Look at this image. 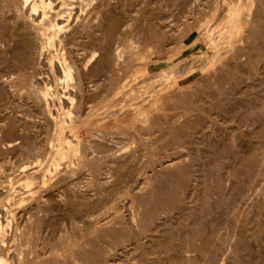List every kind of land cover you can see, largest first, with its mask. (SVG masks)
<instances>
[{"label":"rangeland","instance_id":"obj_1","mask_svg":"<svg viewBox=\"0 0 264 264\" xmlns=\"http://www.w3.org/2000/svg\"><path fill=\"white\" fill-rule=\"evenodd\" d=\"M86 1H87V3L89 2L88 3V7H90L93 4H95V0H86ZM100 1H102L103 3H106V2H109L110 0H108V1L107 0H104V1L100 0ZM111 1H113V0H111ZM115 1L116 0L113 1L114 3L111 2V4L112 5L115 4L116 3ZM255 1H252V3L250 4V9L249 10L252 9L251 10L252 12H249V10L247 11V9L245 10L246 13L243 15L242 24L240 22L241 21L240 20V17H241L240 15H241V4H242V1H240V0H145V1L144 0L143 1L142 0H140V1L139 0H126L121 5V7H119V6L116 7L117 5L116 6L114 5L115 8H117V9H115L113 6L110 7V8H112V9H110V11L112 10L111 13L115 14L116 16H117L116 12L118 11V9L119 10L121 9L117 13L122 15V16L119 15V18L124 20L123 21L124 23L130 19L128 21V23L126 22L125 24L127 25V27H129V29H131L130 30L131 32L129 31L130 33L127 34V37L125 36V38L122 40V42L120 41L119 43H117L118 41H116V40H115L116 42L113 41V46H112L113 48L117 46L118 50L120 51V54H119L118 58H120V55L122 57V59L120 58L121 60L119 59V62L117 61L119 63V64H117V66L121 65L123 63L121 66H124L125 69H123L124 67H121V66L120 67L122 69L119 68V66L117 67V70L119 71V72L117 71L118 75H116L117 78H116V88L115 89H116L117 93L113 97L110 96L111 98L110 97L107 98V100L104 101V103L102 102L101 106L99 104L97 106L98 108H96V111L94 112V115H93L92 118H90L88 120H83V119L79 118V120L77 121L78 128H77V132H76L75 135H76V137L78 139H80V145L77 144V146H76V144H74L75 142L73 141L71 143V146L73 147V148H70L71 150L67 149V147L65 145H66V141L67 140H71L72 139V137L70 136L72 134V132H70L69 129H65L64 131L60 130L59 125L62 122V120H61L62 117H60V116H62V114L59 111H53L55 127H54L53 130L49 131V128L47 129V127H46L47 125H45V124H48L47 121L44 120V122H42L43 119L41 120L39 118L40 120L38 121V123L39 122L40 123L38 124L36 122L38 120V117L37 118L35 117V119H34V116H32V115H29V116L25 115L24 116L23 113L20 112L21 108H19V106L20 107H22V106L20 105L19 99H15V100H13V98L11 99V97H10V95L8 93H6L7 96L3 95V94H5L4 93L5 90H6L5 92H7V91L11 90L12 88L10 89V88H8V86L4 85V87H2V88L5 89V90H3V91L0 90V91L3 92V94H2L3 98H2V95H1L2 92H0V96H1L0 97V101H2V102H0L1 103L0 104V110H1L0 111V117H1L0 118V122H1L0 123V147H2L4 144H6L8 142H11L10 140H12V142H15L16 138L18 137V134H17L16 131H11L10 132L9 129L7 128L8 127L7 125L9 123V121L11 122L13 117L14 118L16 117V119H14V120H17V118H21L23 116L26 118L25 121L29 125V128H28L26 134L27 135L29 134L28 135L29 139L33 138L32 140H35L37 142L42 141L43 144H44V141H46L45 145H44V148H42V164H43L42 165V169L39 171V173H36V177H37V179H36L37 182H36V185H35L36 187L33 185L35 187L33 189L34 193L35 194L39 193L38 195H41L39 197L37 195V197H36V195L33 194V195H35L36 198L40 199V197L42 198V196L46 197L49 194V192H50V189H48L47 186L46 187L44 186L46 184H43L42 181H40L41 180L40 172L45 167L48 168V165L51 166L52 168L53 167L56 168V166H55V164H56L58 167L55 169V172L59 168L58 170L61 173H63V172L66 173V174L69 173V176H71V178H70L68 176V174H67V176H68L67 177L68 178L67 182H68L69 187H70L71 190H74L76 192V190L78 189L77 190L78 194H83V195L85 194V197H87L89 199H91V198L95 199L96 197H98V194H97V190L98 189L97 188L98 187H102V186L106 187L107 185H106V183L104 181L105 184H102L100 182L101 185L98 184L99 185L98 186L97 185L98 182H96L94 180H96V178L97 179L99 178L100 180L102 179V181H103V176H105V174H101V172L105 173L104 170H106L108 167L116 169L117 165L115 166L114 162H112L113 163L112 164L113 167L111 165L109 166V164H111V160H112L111 158L113 156H114L113 158H116V159L118 158V160L120 159L121 162L124 161L122 159L123 158L125 159L126 156H127V158L129 157L128 159L126 158L127 161L131 160L132 163L131 162H129V163L127 162L128 164H131L129 166L124 161L125 165L124 164L123 165L126 166V169H128L127 171H129V172H127L125 167L124 166L122 167V165H121L122 168L120 166H118V168L119 167L120 168L119 169L117 168V172L116 173H118V176H119L120 174H122V172H124L125 175L123 173L119 177L121 179L123 177L122 180H124L125 178L127 180V179H130L129 177H131L130 176V172L132 170L133 171L135 170V172L132 171L131 174H134V176L136 178H138V180L136 179L137 183L132 181V182H130L129 185H131V184H133L132 186L136 185V186H134L135 187L134 189H136L134 191H138V194L142 193L144 196L149 191L150 193L148 192V194H146L148 197H147V199L144 202L145 203H150L151 201L153 202L155 200V198L156 199L157 198H161L162 197V193H163V197L162 198H165V195H167L166 197L169 196V194L166 193L165 190L163 191V189H162V193L160 192L158 194L160 185L164 184V179L165 178L167 179L169 174H170V171H166V173L168 172L167 174L166 173H162V176L159 177L158 176V174H159V172H158V163L160 161H165L166 159H169L170 157H179L182 154V156L179 157L180 161H181L179 164L183 165V168H180V170H183L182 172L180 171L182 178H180V180L178 178H174L172 180L173 185L177 186V187L179 186L178 188L181 190V196L183 195L182 199L184 198L183 201H185L184 202L185 204H188L190 202L189 204H192V206H195V205L196 206L197 205L201 206L202 202L208 203V206H205L206 209L208 208L207 209L208 211L205 212V214L207 213L206 214L207 217H205L206 218L205 220H203V221L201 220L200 225L202 224L203 227L206 226L207 229H208V226H212V229L213 230L215 229V232H217V233L214 232L215 236L218 235L222 239L225 237V239L223 241H221L222 239L218 240V238H217L218 236H217L215 238V240L217 239L218 241H220V243L216 242L214 239H212V242H214V243H212V242L211 243L213 244L214 247L211 244L210 245L211 248L210 249L208 248V252L207 253L210 254L211 250H213V249L216 250L217 247L220 246V245L223 246L226 250L229 247L228 250L225 251L224 248L220 247V248L217 249V251L213 250L214 256H215V252H216V255H217L216 257H214L213 254L211 253L212 255L211 254H210V256L206 255L204 257L205 259H203L202 256H201V258L203 259V261H202V259L197 258V257H200V255L198 256V254H197L198 252L196 250H194V246H197V243H198V246H199V244L201 243V240L199 241L197 238H195L194 241L191 240V241L194 242V243H192L189 240L190 239H194V238H192L191 234L187 235V233H188L187 230L190 229V227H187V226L188 225L189 226L190 225L193 226L192 225L193 222L191 224L192 220L188 217V215L185 214L183 211H178V213H177V210H174V212H175L174 213L173 211L168 212V211L158 210L157 208H155V210H153L154 211V213H153L154 215L152 217H150L152 219H150L148 217V219H150V221L148 220L150 223L147 222V218H146V220H144V221H146L145 222L146 226L147 225H151V227L150 226H148V228L145 227L144 231H145L146 235H148L150 233H148L147 230H150V232H151L150 235H153L152 238H154V240L152 238L148 237L149 236L148 235L147 236L148 238L146 240L147 243H146V241L144 240V239H146V236H144V235L142 236L141 235L140 236V242H142V241L144 242V243L142 242V244H144L143 245L144 247L141 246L142 247V249H141V247L139 245L138 247L141 249L140 251H139V249H137L138 247H136V249H135L131 245H129L130 247L127 245L126 246L127 249L125 247V249L127 250L128 253L126 252V250H120L119 247L116 249L117 251L115 250L116 247L115 248L111 247V248H109V250H110L109 253L110 254H108V252L105 253V254L104 253L102 254V253L97 251L98 254H101L102 256L99 255L100 256V258H99V256L97 254H94L92 256V258L89 259L90 257L86 256L84 250H86L87 248H92L93 246H90L91 244L92 245L93 244H98L99 245L100 242L97 240L95 234L93 232H91L92 228H91L90 225H87L85 223L83 224V221H78L79 223L77 222L78 224H77L76 227H73V228H67L66 227L67 228L66 229L67 231L65 230L66 232L63 230V232L67 233L66 235L69 237L68 238L69 241L67 240L68 242L66 240H63L64 241L63 242V241H60V239H56L58 237V236H56V234L60 236V234L62 233L61 231H57V232H59V234L58 233L52 234L54 236L52 239H51V236H49V234H48V236H49V238H48V236L44 235V234H47V233L41 232L42 234H40V235H42V236L39 237V239H41L40 240L41 242L39 241V239L38 240L36 239V243H38L37 244L38 248L35 247L36 250L34 251V253L31 252L32 255L31 254L28 255L29 257L31 256L30 257L31 259L34 258L28 264H37V263L38 264H69L68 262H65V259H68L69 256L72 255V254L75 255L74 256L75 260H76V258H77V260L80 259L79 262H81V263H79L77 260L75 261L74 258L72 257L73 258L72 260H74V262H76L77 264L78 263L79 264H84V263L85 264H89V263L90 264H92V263L93 264H97V262H99L98 264H141L142 262H144L145 264H183V263L184 264H188V263L189 264H195V262H191V261H195V259L193 257H195L196 260H200V261L204 262L203 264H209V263H211L213 261H214L213 264L216 263V262L218 264L219 262H221L223 260V258H224V260L222 261L223 264H231L230 260H228V259L230 258V256L232 257L231 259H233V257H235L234 252H236V254H237V252L239 253V255L241 257L240 258L241 259V264H264V223H263L264 219H262V218H264L263 217L264 216L263 215L264 214V207H263V204H264V200H263L264 199V193H261L260 192L261 190L258 191V192L255 190V189L259 190V186L260 185L263 186L262 184H264V181H263L264 180V170H263L264 169V134H263L264 130H262V127H261V124H260L262 121L264 122V118H263L264 117V112H263L264 111V109H263L264 108V76H263L264 74H260V73H263V71H264L263 70V68H264V64H263V62H264V52H263L264 43H263V40L264 39L261 38V37H259V38L257 37L258 35L260 36V33H261V32H258L260 30L259 28H261V29L264 28V22H263L264 21V17H263L264 10H263V13H261V14H263L261 19L257 20L258 21L257 23H259V25L258 26L255 25L256 28L259 27V28H257L258 31H254V33H257V32L259 33V34L257 33V35H256V34L253 33V31H251L252 30V21L250 22V20L252 19L251 16H254L257 12H259V10L262 11L263 8H261V4H260L259 0H257L256 2ZM253 3H254V5H253ZM255 3L258 6L257 8L259 10H256V8H254V7H256ZM129 6H131V8H129ZM126 8H127V10H126ZM136 8H138V10ZM140 8H141V11H140ZM123 10H125V11L123 12ZM254 10H256L255 13H254ZM127 12L131 13V15L130 14L127 15ZM251 13L253 15H251ZM123 16H125V17H123ZM137 16L140 17V18L139 17L137 18V21H139V20L141 21V19L143 21V23H142V21L141 22L139 21V25L141 23L140 27L142 25L146 24L144 27H142V30H141L142 34H140V36H136V35L133 34V32H134L133 28H135L138 25L137 24L138 22L135 21ZM121 19H120V22L122 21ZM125 19H127V20H125ZM148 21H149V23L150 22L151 23L149 24ZM144 22H145V24H144ZM124 23L121 22V26L120 27H122V28L125 27ZM246 23L251 26V27L249 26L250 29L247 30V31L250 32V33L248 32L249 34L246 32V27H247ZM236 24H238V26ZM131 26L133 28H131ZM147 27H148V29H147ZM209 28H210V30H209ZM152 29H153V35L151 36ZM154 31H155V33H154ZM64 33H63V31L62 32L61 31L57 32V31L51 29L49 23H45V25H41V26L38 25L36 27V36H39L41 41H44L43 38H45L46 36H53L54 37L53 45L51 47H49V49L47 51L48 61H51V59L54 61V58L56 60L60 58V55H61V44H59V41H61V39H67L68 38V36H64L65 35ZM159 33H160V35H158ZM252 33H253V35H252ZM242 34L251 36L250 41H247V39H246L247 36H243ZM263 34H261V36H264ZM145 35L146 36H151V37H149V38L146 37L145 38ZM254 35H255V38H254ZM60 36H63L65 38L60 37ZM152 37H153V39H152ZM143 39H145V40H143ZM156 40L158 41L157 43H156ZM251 41L256 43L258 46L256 44L254 45V43L251 44ZM57 43H58L59 47L57 46ZM160 43H162V44H160ZM115 44H118L121 47L118 46V45H115ZM150 45H151V47H150ZM251 45L252 46L254 45L253 46L254 49L251 50L252 52L247 50L248 46L252 47ZM134 49H137L136 53H135ZM237 49L240 52H238ZM241 51L242 52L244 51L242 53L243 55L240 54ZM248 51L250 52V54L251 53H253V54L250 55L248 53ZM137 52H140L141 54L139 53V55H138ZM235 52H238L239 54L237 53L238 55H235L236 54ZM258 52H259V54H258ZM128 53L131 54L130 57L132 58L131 59L132 62L129 60L130 58H128L129 57V55H127ZM245 53H247L246 55H248L250 57L249 59H248V56L245 55ZM255 53L257 54V57H258V59H256L257 61H255V65L257 64L256 66H258L257 68L259 69V71H258L257 68H256L257 70L256 69L251 70V68H254L255 66L254 65L252 66L253 62H251L250 59H251V57L253 58V55ZM140 55H142V56H140ZM233 55H235L236 57L237 56H239V57L235 59V57L233 58ZM240 55H241V58L243 60L244 59L246 60V61L244 60L245 62H243V60H239V59H241ZM135 57H136V59H135ZM245 57H247V58H245ZM257 57L254 56V58H257ZM118 58H117V60H118ZM123 58H125V60H123ZM137 58H140V59H137ZM230 58L235 60L236 64H234L233 60L230 59ZM261 58L263 60H259ZM134 59H135V62L133 61ZM247 59L249 61H247ZM56 60L53 62L54 66H57V64H55ZM136 60H138V61H136ZM229 60H231V61L229 62ZM254 60L255 59H252V61H254ZM226 61L228 63H232L234 65L231 67L232 64L229 65V64L226 63ZM40 62H41L42 67L39 64L40 65L39 69L43 70L44 67L46 66L45 65L46 62L44 60L43 61L41 60ZM42 62H44V63L42 64ZM250 62L252 64H250ZM145 63H147V64H145ZM261 64H262V66H261ZM176 65H178V67ZM225 65L228 66V68L231 70V72L235 71L236 67L237 68L239 67L240 72H238L239 70L236 68V70H238V71L237 72L235 71L234 78H232L230 81L229 80H225V81H227L226 83L223 80L222 81L224 83H220V80H216L217 84L221 85V86H218L217 84L213 83V81L214 82H216V81L214 80V77L212 76L213 75L212 71L214 72V70H216L215 72H217L218 68H221L222 66H225ZM247 65H249V67ZM244 67H246V69ZM213 68H214V70H212ZM161 69H165V70H161ZM226 69H227V67L225 66L224 72L227 74L228 72H226ZM261 69L263 71H261ZM171 70L172 71L174 70V72L176 71L178 74L177 73L173 74V72L170 73ZM210 70H212V71L209 72ZM230 70H229V72H230ZM250 70H251V72H250ZM121 71L122 72L124 71L125 75H124V73L121 74ZM145 71H146V73H145ZM161 71L162 72L164 71L165 75L167 73L168 74L165 76L164 73H162ZM166 71H168V72L166 73ZM207 72L210 73V74L208 75ZM215 72H214V74H215ZM160 73H161L162 76L160 75ZM120 74L123 75V78L125 76V78L122 79L121 78L122 76H120ZM170 74H171V76H170ZM236 74H239V77H243L241 80L245 79V82H244L245 84L242 83V81L240 80L238 75L236 76ZM250 74H252V76ZM259 74L261 75V77H263V80L261 79ZM147 75H148V78H147ZM168 75L171 78L169 82L167 80V79H169ZM249 75L251 76V78H250ZM257 75H259V78H258ZM255 77H256V80L254 82ZM196 78L197 79L201 78V79L197 80ZM252 78H254V79H252ZM120 79L124 80L123 82H125V84L123 82H119V81H122ZM259 79H261L262 81L258 82ZM162 80H163V83H162ZM166 80H167V82H166ZM196 81H198V82H196ZM234 81H235V84H234ZM237 81L238 82L240 81L239 83L242 84V85H240ZM1 82H2V78H0V83ZM236 83H237V85H236ZM246 83H248V84H246ZM122 84H124V85H122ZM160 84H161V87L163 86L162 84H164V86L161 88ZM213 84H214V86L216 85V87L218 88V89L216 88L217 90L216 89H214V90L212 89V88H214ZM210 85H211L212 88L209 87ZM246 85H247V87H246ZM136 86H137V88H136ZM202 86H204V87H202ZM205 86H207L209 88V90ZM222 86H224V87L226 86V87L223 88ZM242 86L244 88H242ZM102 87L105 88L104 84H103ZM220 88L224 89L223 92H222V89H220ZM179 89H181L182 92H180ZM238 89H241L240 92L244 91L243 93L241 92L242 97H241ZM210 90L212 92L213 91L215 92V91L219 90L220 94L216 93L217 94L216 95V94H214V92L212 93ZM178 91H179V94H178ZM185 93H188L189 95L187 94L188 95L187 96ZM176 94H177V96H176ZM185 95H186V97H185ZM233 95H235V96H233ZM223 96H226V97H223ZM232 96L234 97L233 100L236 101V103L238 102V105H236V103L233 100H231L233 98ZM187 97H189V98H187ZM198 97L200 98V101H198L199 100ZM240 97H241V99H237V98H240ZM1 98L2 99L5 98V99L2 100ZM226 98H230V99H226ZM192 99L193 100L198 99V100L197 101L195 100L196 103H195V101L193 103L191 101ZM207 99H208V101H207ZM224 99L226 101L227 100L228 101L226 102ZM5 100L8 103L5 102ZM187 100H189V101H187ZM244 100H246V101H244ZM15 101H16L18 107H17ZM204 101H205V103H204ZM224 101H225V103H224ZM239 101L240 102L242 101V103H239ZM183 102L184 103L187 102V103L184 104ZM2 103H4V104H2ZM229 103H231V104H229ZM189 104H190V106H189ZM29 105H32V103L30 101H28L27 106H29ZM137 105L138 106L140 105V109H139V107H136ZM186 105H188V106H186ZM223 106H225V107H223ZM227 106L229 108H231V110L233 112L229 108H226ZM245 106H247L249 108H247ZM9 107H11V110H10ZM234 107L236 109H234ZM224 108H225V112L228 111L227 113H225V112L222 113ZM203 109H206V111L203 110ZM250 109L251 110L253 109L254 112L257 113L258 116L261 114L260 115L261 118H259L254 112H251ZM139 110H141V111L138 112ZM247 111H250V112H247ZM258 111H259L260 114L258 113ZM10 112L12 113V116H11ZM15 112H17V113H15ZM136 112L138 113V115H136ZM178 112L180 114H178ZM5 113L6 114L8 113V114L6 115ZM200 113H201V116H203V118H200V120L202 119V121H199L198 124L195 123V124H197V125H195L196 129L193 130L194 132H192V134L190 135L191 136L189 138L190 141H188L189 139H188L187 136H186V138H181V137L177 138L178 136L175 133V131H172V129H170V127H169L168 123H170V121L174 122L175 118L177 117V115H178L177 119L179 121H182V119H184V117L187 114H188V117H192L193 118V115L195 117L196 116L201 117ZM243 113L246 116V118H244L245 116L243 115ZM197 114H199V115H197ZM183 115H184V117H183ZM251 115H252V118L250 120L247 119V118H250ZM253 115H255V117ZM262 115H263V117H262ZM8 116H10V118ZM150 117H151V119H150ZM241 117H242V119H241ZM256 117H257L258 120H261V122L260 121H256ZM158 118H160V119H158ZM5 120H6L7 124H6ZM160 120H161V122H160ZM178 120H176V122ZM208 120H209V122H213V123H209ZM254 120L256 121V123L257 122L258 123L257 124L252 123V122H255ZM132 122H134V123H132ZM16 123H18V122L16 121ZM43 123H45V124L43 125ZM199 123H200V126H199ZM30 124H31V126H30ZM214 124H216V125H214ZM253 124H255V125H253ZM201 125L204 126L205 129ZM37 126H38L39 130L37 129ZM199 127H201V128H199ZM5 128H6V130H5ZM163 128H166L168 131L166 129H164L165 131L162 130ZM257 128H258V130H257ZM253 129H255V130H253ZM30 131L32 132L33 135L31 134ZM92 131L96 132L98 134H101L100 131L106 132V135H105L106 137L105 138L107 140L108 139L111 140L110 138H112L115 141L112 142V141H107L106 140V143L103 146H99L100 147L99 151L95 150V148L98 149V146L97 147L95 146L93 149H87L86 145L89 144V143H91V145H92V143H95L94 141L96 140L95 138H92L93 139L92 140L91 138L89 139V137H88V134L90 132H92ZM210 131L212 133H210ZM49 132H51V133H49ZM207 133H209V134H207ZM31 135H32V137H31ZM118 135H120V136H118ZM174 135H176V136H174ZM208 135H210V136L208 137ZM98 136H97L98 139H100L101 138L100 135H98ZM130 136H131V138H129ZM158 136H159V138L160 137L161 138L159 139ZM116 138H117V140H116ZM233 140H234V142H233ZM17 141H18V139H17ZM1 142H3V143H1ZM179 143L180 144L183 143V145H179ZM215 143H218V144H215ZM230 143H232V145H235V146L232 147V145ZM252 143H254V144H252ZM93 145H95V144H93ZM255 145H257V146H255ZM103 147H105L107 149H105V148L103 149ZM248 147H250V148H248ZM260 147H262V148H260ZM59 148H60L61 152H65L66 151L64 156H61V157L59 156V154H61V152L59 150H57ZM84 148H86L87 150L84 149ZM65 149H67V150H65ZM213 149H214V151H213ZM217 149H218V151L223 149V150H221V151H223V153L221 151H219V154H218ZM232 149H233V151H232ZM80 151H81V153H80ZM89 151H90V153L92 152L91 153L92 156L89 155L90 154ZM104 151H105L106 155H108L107 159H105L106 155H105ZM113 151H114V153H113ZM15 152H17V151L15 150ZM15 152H14V150L5 151L4 153H5V155L8 158L6 156H2V154L4 155V153L0 154L1 155L0 159L6 158V160L5 159L4 160L3 159L0 160V163H4L5 164V163L9 162L7 165L5 164L6 166L9 165L8 167H10L11 163L12 164L14 163V165H12V164L11 165H12V167H15V170H16L15 174L17 176L13 179L14 184L11 187H8L9 189L7 188L4 191L5 195H11L14 199L17 198L16 196L19 197V196H22V195L26 194L25 186L23 184L24 175H23V173L21 171L18 170L19 168H16L17 167L16 165L19 162L21 163V161H23V159L24 160L27 159V161H29V159H30V157L28 155H24L23 154L24 156L23 155L17 156ZM82 152H84L85 154L82 153ZM107 152H111L113 156L110 158V155H109L110 153H107ZM229 152H230V154H229ZM94 153H96V154H94ZM99 153L102 154V155H98ZM129 154H131V155H129ZM217 154L218 155L221 154L220 155L221 159L217 158V156H218ZM76 155L79 156L80 158L81 157L82 158L81 159H79V157H75L74 158V156H76ZM84 155H86L87 157L84 156ZM229 155H231L232 157L229 156ZM20 156H22V158H20ZM90 156H91L92 160L90 159ZM97 156L99 158H97ZM103 156H104V158H103ZM222 156H223V159H222ZM252 156H254V158L255 157L256 158L254 159ZM70 157H71V159L74 158L75 160L74 159L71 160ZM121 157H123V158L121 159ZM166 157H168V158H166ZM235 157L238 158V159H236ZM239 157H240V159H239ZM76 158H77V160H76ZM102 159H104V160H102ZM196 159H198V160H196ZM226 159L228 160V162H227ZM9 160H11V161H9ZM213 160H215L214 162L217 161L218 163H214ZM27 161L25 160V162H27ZM51 161L52 162L54 161L55 164L52 163ZM78 161H81L82 164L80 162H78ZM98 161L100 162V164L98 163ZM207 161H209V162L207 163ZM32 162H33V160L30 159V163L27 162L29 165L27 163H25V164H27L28 167L30 168L33 165ZM58 162H60V163L58 164ZM252 162H254V163H252ZM261 162H263V164ZM75 163H76V165H75ZM79 163H80V165H79ZM90 163L95 164V165H92ZM97 163L99 164L100 167L97 166L98 165ZM101 163L103 164V166L106 167V169L102 166ZM107 163H108V166L105 165ZM184 164H186V166ZM208 164H210V166H208ZM215 164L219 168H217V166ZM254 164H255V166H254ZM257 164H258V166H257ZM222 165H223L224 168L222 167ZM63 166H64V168H63ZM71 166H72V168H71ZM84 166H85V168H83ZM86 166H88V167H86ZM226 166L229 167V168H227ZM51 167H49V168H51ZM90 167L92 168L91 170H90ZM128 167H131V168H128ZM233 167H235L236 169H234ZM237 167H238V169H237ZM87 168H88V170L86 171ZM103 168H104V170H103ZM121 169H123L124 171H122ZM184 169H185V171H184ZM222 169H224V170H222ZM242 169H243V171H242ZM118 170H119L120 173L118 172ZM208 170H209V172L207 173L206 171H208ZM234 170H236V171L240 170V171L237 173ZM70 171H72V172L70 173ZM156 171H157V176H156ZM229 171L230 172L234 171L237 174L233 173V175H234L233 176V175H231V173H229ZM60 172L58 174H57V172L54 173L50 177V180H52L51 178L54 179L56 176L61 174ZM89 172L92 173V175L90 174L92 177H94V175L96 176V177H94L95 179L92 178L94 183L92 182V180L90 178ZM152 172H153V175H152ZM128 173H129V175H128ZM182 173L184 175H182ZM83 174H84L85 177L83 176ZM137 174H138V177L136 176ZM203 174H205V175H203ZM240 174H242V175H240ZM243 174H244V176H243ZM100 175H103V176L101 177ZM126 175H127V177H126ZM147 175L150 178L149 181H148L149 182L148 185L145 184V182H143V181H145ZM150 175L152 176V178L150 177ZM226 175H228V177ZM139 176H140V178H139ZM209 176H211V177L209 178ZM232 176H233V178H231ZM82 177H83V179H82ZM183 177H184V179H183ZM218 177H219L220 181H222V188H223L222 189V193L234 192L236 194V196H235V194L232 193L234 195L231 196V199L233 197L231 202L233 203V201H234L233 208H230V209H228L226 211L223 210L224 208L223 209L221 208L222 210L219 209L220 212L217 210L218 208H214L215 207V203H217L218 202L217 200H219L218 199L219 197L217 196L218 195V189H216L217 188L216 187V185H217L216 183L219 180ZM234 177H236V178L234 179ZM240 177H242V178H240ZM243 177L247 181L244 180ZM162 178H164V179H162ZM262 178H263V180H262ZM158 179H161V180H158ZM175 179H176V181H174ZM216 179H218V180H216ZM126 180H124V181H126ZM185 180L186 181L189 180V181L184 182ZM230 180H232V181H230ZM235 180L240 182V184L238 182H237L238 183L237 184ZM160 182H163V183L161 184ZM91 184H93V185H91ZM94 184L97 187L94 186ZM155 184L156 185L158 184L157 186H159V187L156 188ZM231 184H232L233 187L236 186L234 190H233V187L231 186ZM255 184H256V186H255ZM257 185H259V186H257ZM253 186H254L255 189L253 188ZM94 187L96 189L95 193L94 192H90L91 195H93V197H92V196H90V193H88V192L91 191V190L94 191L95 190ZM236 188L241 190V193L243 194L241 197L238 194V192L236 193V191H237ZM13 189H14V191H13ZM57 189H59L58 192L56 191ZM154 189H157L158 192L154 191L153 192V197H151L152 196L151 193H152V191ZM230 189H231V192L229 191ZM243 190L245 191V193H243L244 192ZM15 191H16V193H15ZM37 191H39V192H37ZM246 191H247L248 195L246 194ZM11 192H12V194H11ZM53 192L54 193L56 192L57 195H60V196H62L64 198V195H62L61 189L59 187L56 188L55 190H53ZM263 192H264V190H263ZM58 193H60V194H58ZM154 193H155V195H158V196L155 197ZM123 196H122V201H124L125 203L121 202L119 204V205H121V204L122 205L119 206L121 208L120 209L118 208L117 213L120 216L121 221L125 222V220L127 219L128 221H126V222L128 223L130 218H127V217H130V216H128L127 214L131 213V208H129V209L127 208L130 205L129 203H127V202H129V199H128L129 196H126L125 199H124L125 196L124 197ZM45 197H43V198H45ZM149 197H151L154 200L149 199ZM236 197H237V199H236ZM215 199H217V200H215ZM147 200H149V201H147ZM235 200H236V202H235ZM237 200H238V202H237ZM25 202L29 203V200H25ZM123 203H124V206H123ZM126 203H127V205H126ZM147 205L148 204H146V206ZM146 206L142 205V208L146 207ZM102 209H104V208H102ZM102 209L99 210V211H104L105 212L106 211L105 209H107V208L105 206V209L104 210H102ZM19 210H21V209H19V208L16 209L17 212H19ZM109 210L107 209L106 212H108V213H106L107 215L106 214L104 215L107 218H109L108 215L111 216L110 215L111 214L110 213L111 210L110 211ZM129 210H130V212H129ZM91 211H93V210H91ZM195 211L196 210L194 209V211H192L191 213H193V212L195 213ZM222 211H223V213H222ZM38 212H40V211H36L35 212V214L37 213L36 216L38 214L40 215V213H41L42 216L41 215L40 216L43 218L44 216L42 214V211L40 213H38ZM104 212H102V214H101L102 216H103ZM181 212H183L184 215H183V213L181 215ZM194 213L192 215H194ZM39 215L37 217H39ZM195 215L197 216V214H195ZM36 216H34L35 219H36ZM177 216H179V217H177ZM34 217H32V220H33ZM41 217H40V219H41ZM180 217L181 218L183 217L182 218L183 220H184V218H186L187 220L189 219L191 221L189 223V221L187 222V220H184V221L182 220V222H181L182 225L179 226L180 224H178L177 222H178V218H179V221H181ZM203 218H204V216H203ZM208 218H209V220H208ZM154 219H156V220L154 221ZM192 219H193V217H192ZM137 221L139 222V220H137ZM207 221L208 222L211 221V222H209V224H211V225H209ZM80 222H81L82 227L80 226ZM214 222H215V224H214ZM175 223H177V224H175ZM133 224L131 223L130 227L134 231L135 230L134 227L137 228L138 226L135 225L136 223H133ZM159 224H160V226L162 224L163 225L161 227H159ZM86 225L88 227L89 226L90 227L86 229V227H87ZM174 226L176 228L180 227V230L178 231L177 229H175ZM217 226H218V228H217ZM162 227H165L164 228V232L165 233L168 231V234H169V232H171V230H173L174 233H172L173 232L172 231L171 232L172 234H169V235H172L170 237V244L167 246V248L168 247L169 248L172 247L170 249V251H169V248L168 249L166 248L168 251L166 249H162L161 252H164L165 250L167 252L165 251L164 253H159L160 250H156L157 249V247H156L157 242L162 241L164 239V237L165 238L168 237V234L167 233L165 234L163 232V228ZM151 228H152V231H151ZM88 229H90V230H88ZM153 229L156 232V234L153 231ZM158 229H159V232H158ZM175 230H177V231H175ZM68 233L70 235H68ZM78 234H80V235H78ZM173 234H174V236H173ZM162 235H165V236H162ZM185 236L187 238H189L188 241L193 244L192 245L193 246V250L191 248L192 247L191 244L190 243L187 244V242L185 241ZM42 237H43L44 240H42ZM79 237H82L83 240L81 241L82 238L80 239ZM47 238L49 240L46 242ZM65 238H66V236H65ZM73 238H74V240H73ZM157 238H158V241L156 242ZM79 239H80L81 242H78ZM85 239H86L87 242H84ZM90 240H91V242H90ZM45 243H47V244H45ZM76 243H78V244L80 243V244L78 245ZM82 243H85L84 245H86V243H88V245L85 246L86 249H84V245ZM152 243H153L154 247L151 245ZM154 243H156V244L154 245ZM223 243L225 244V246H224ZM74 244H75V246H73ZM146 244H148L147 247H146ZM181 244H183V245H181ZM214 244H217V247ZM25 245H26V247H25ZM23 246H24L23 247L24 250H28L30 248L29 247V243H26V242H25V244ZM44 246H46V247H44ZM230 246H232L233 248L231 249ZM48 247H49V249H48ZM76 247L77 248L80 247V249L79 248L77 249ZM132 248H134V249L132 250ZM152 248H154V249H152ZM181 248H183V249H181ZM76 250H77V254H78L79 257L77 256V254H75ZM114 250L116 251V254H115ZM155 250L157 251L158 257H157V254H156ZM79 251H81V252H79ZM171 251L173 253H171ZM223 251H225V253H226V255L224 253L225 257H223L224 256L223 253H222ZM229 251H230V253H229ZM231 251H233V252H231ZM36 252H38V254H40L41 256L37 255ZM48 252H49V254H48ZM67 252H68L69 255L67 254ZM141 252L143 254V258H141V256H142L140 254ZM147 252H148L149 255H147ZM80 253H81V255H80ZM220 253H222V254H220ZM42 254L43 255L45 254V255L42 256ZM106 254H108V256L113 254L112 257L113 256L115 257V255H116V257L115 258L113 257L114 259H112V257L109 258ZM228 254L229 255L232 254V255L229 256ZM105 255H106V257H104ZM144 255H146V256H144ZM164 255H165V257L167 259L164 257ZM179 255H180V257H178ZM220 255H223V256H220ZM239 255L237 254L236 257H238ZM82 256H83L84 259L87 258L88 260L87 259L83 260ZM85 256H86V258H85ZM187 256H189L190 258H193L194 260L193 259H189V261H190L189 262L188 259H186ZM96 257H98L99 260ZM101 257L106 262L108 260V262L104 263V261L101 259ZM107 257H108V259H107ZM145 257H147V258H145ZM208 257H209V259L207 260V262L208 261L209 262L207 263L205 260ZM210 257H211V259H210ZM139 258H140V260H139ZM215 258H217V259H215ZM225 258H227V259H225ZM81 259H82V261H81ZM109 259H111V260H109ZM143 259H144V261H143ZM213 259L218 260V261L215 262V260H213ZM52 260H54V261L52 262ZM62 260H64V262ZM101 260H102V262H101ZM179 260H181V261H179ZM87 261L88 262L90 261V262L88 263ZM226 261H227V263H226ZM39 262H42V263H39ZM198 262H196V263L198 264ZM144 263H142V264H144Z\"/></svg>","mask_w":264,"mask_h":264},{"label":"bare ground","instance_id":"obj_2","mask_svg":"<svg viewBox=\"0 0 264 264\" xmlns=\"http://www.w3.org/2000/svg\"><path fill=\"white\" fill-rule=\"evenodd\" d=\"M104 1V0H103ZM108 1V0H107ZM111 1V0H110ZM109 1V2H110ZM114 1V0H113ZM113 1H111V2H113ZM126 0H116L115 2V4H111V2L109 3V2H106V3H103L102 1H100V0H95V4H93L92 6H90V7H88V3H87V1L86 0H0V78H2V82L0 83V90H5V89H3L2 87H4V85H6V86H8V88H12L11 90H9V91H7V92H5L4 91V93L5 94H3V92L2 91H0V92H2L1 93V95L3 94V95H5V96H7L6 95V93H8L9 95H10V97H11V99L13 98V100H15V99H19V102H20V105L22 106V107H20L19 106V108H21V110H20V112L21 113H23V115L25 116V115H27V116H29V115H32V116H34V119H35V117L37 118L38 117V120L36 121L37 123H38V121L41 119H43V121L42 122H44V120L45 121H47L48 122V124H45V123H43V125L45 124V125H47L46 127H47V129L49 128V131L50 130H53L54 129V127H55V122H54V113H53V111H59L61 114H62V116H60V117H62V122L60 123V125H59V127H60V130L61 131H64L65 129H69V131L70 132H72V134L70 135L71 137H72V139L71 140H67L66 141V147H67V149H70V148H73L72 146H71V143L74 141L75 143L74 144H76V146H77V144L78 145H80V139H78L77 137H76V132H77V128H78V126H77V121L79 120V118H81V119H83V120H88V119H90V118H92L93 117V115H94V112L96 111V108H98L97 106L100 104V106H101V103L103 102L104 103V101H106L107 100V98H109L110 96L111 97H113L116 93H117V91H116V78H117V76L116 75H118L117 74V67L119 66V68H121V67H124V66H121V65H118L117 66V64H119L118 62H119V59L121 58L122 59V57H121V55H120V58H118V56H119V54H120V51L118 50V48H117V46L116 47H112L113 46V41H118L117 43H119L120 41L122 42V40L125 38V36L127 37V34H129L131 31V29H129V27H127V25L125 24L126 22L128 23V21L130 20H128V21H126L125 23L123 22L124 20H122L121 18H119V15L120 14H118L117 12L118 11H120L119 9H118V11L116 12V14H117V16L115 15V14H113V13H111L112 12V10L110 11V9H112V8H110V7H114L115 8V6L116 7H121V5L125 2ZM140 1V0H139ZM143 1V0H142ZM145 1V0H144ZM240 1H242V4H241V17H240V22H241V24H242V22H243V15L246 13L245 12V10L247 9V11L250 9V4L252 3V1H255V0H240ZM257 1V0H256ZM255 1V2H256ZM260 1V4H261V8H263L262 9V11L261 10H259L257 7V5H256V3H255V5H256V7H254V8H256V10H259V12H257L254 16H251V20H250V22L252 21V30L251 31H253V33H254V31H258V29L257 28H259V27H257L256 28V26H258L259 25V23H257L258 21L257 20H260L261 19V17H262V15L263 14H261V13H263V10H264V0H259ZM114 3V2H113ZM134 3V2H133ZM175 3V2H174ZM126 4V3H125ZM214 4V3H213ZM239 4V3H238ZM258 4V3H257ZM115 5V6H114ZM253 5H254V3H253ZM253 7V6H252ZM129 8H131V6H129ZM133 8V7H132ZM239 8V7H238ZM115 9H117V8H115ZM137 10H138V8H136ZM126 10H127V8H126ZM131 10V9H130ZM146 10V9H145ZM252 10V9H251ZM251 10H249V12H252ZM256 10H254V13L256 12ZM125 10H123V12H124ZM136 11V10H135ZM140 11H141V8H140ZM144 12V11H143ZM133 13V12H132ZM141 13V12H140ZM225 13V12H224ZM128 14H130L131 15V13H128L127 12V15ZM144 14V13H143ZM232 14V13H231ZM126 15V14H125ZM137 15V14H136ZM145 15V14H144ZM143 15V16H144ZM251 15H253L252 13H251ZM120 16H122V15H120ZM118 17V18H117ZM123 17H125V16H123ZM130 17V16H129ZM139 16H137L136 17V20L135 21H137V18H138ZM146 17V16H145ZM220 17V16H219ZM263 17H264V15H263ZM140 18V17H139ZM120 19L122 20L121 22L122 23H124L125 24V27H120L121 26V22H120ZM250 19V18H249ZM125 20H127V19H125ZM132 20V19H131ZM134 20V19H133ZM139 20V19H138ZM145 20V19H144ZM134 21V22H135ZM140 21V20H139ZM139 21H137L138 23V25H139ZM141 21H142V19H141ZM140 21V22H141ZM133 22V23H134ZM231 22V21H230ZM261 22V21H260ZM264 22V21H263ZM45 23H49L50 24V27H51V29H53V30H55V31H57V32H59V31H63V33L65 34L64 36H68V38L67 39H61V41H59V44H61V55H60V58L59 59H55L54 58V61L56 60V63L55 64H57V66H54V64H53V60L51 59V61H48V54H47V51H48V49H49V47H51L52 45H53V41H54V37L53 36H46L45 38H43L44 39V41H41L40 40V37L39 36H36V27L38 26V25H45ZM142 23H143V21H142ZM148 23H149V21H148ZM151 23V22H150ZM149 23V24H150ZM237 23V22H236ZM262 23V22H261ZM136 24V23H135ZM136 24V25H137ZM144 24H145V22H144ZM136 26L135 28H133L132 26H131V28H133L134 29V32H133V34L134 35H136V36H140V34H142V27H144L145 25H142L141 27H140V25H141V23H140V25L139 26ZM237 26H238V24H236ZM256 25V26H255ZM261 25V24H260ZM263 25V24H262ZM130 26V25H129ZM154 26V25H153ZM247 26V27H246ZM246 32L248 33L249 31H247L248 29H250L249 28V24H247L246 23ZM251 27V26H250ZM263 28V27H262ZM147 29H148V27H147ZM151 29V28H150ZM149 29V30H150ZM260 30L258 31V32H261L260 33V36L258 35L257 37L259 38V37H261V38H263L264 39V36H261V34H263L264 32V28L263 29H261V28H259ZM209 30H210V28H209ZM130 31V32H129ZM38 32V31H37ZM160 32V31H159ZM257 32V33H258ZM151 33V32H150ZM154 33H155V31H154ZM250 33V32H249ZM248 33V34H249ZM253 33H252V35H253ZM257 33H254V34H256L257 35ZM60 34V33H59ZM157 34V33H156ZM259 34V33H258ZM38 35V34H37ZM153 35V29H152V34H151V36ZM158 35H160V33L158 34ZM157 35V36H158ZM243 36H247V41H250V39H251V36H248V35H244V34H242ZM251 35V34H250ZM264 35V34H263ZM129 36V35H128ZM151 36H146L145 35V38L147 37V38H149V37H151ZM242 36V37H243ZM60 37H63V36H60ZM143 37V36H142ZM154 37V36H153ZM153 37H152V39H153ZM63 38H65V37H63ZM138 38V37H137ZM156 38V37H155ZM161 38V37H160ZM254 38H255V35H254ZM196 39V38H195ZM143 40H145V39H143ZM149 40V39H148ZM158 40V39H157ZM156 40V43L158 42ZM242 40V39H241ZM255 40V39H254ZM253 40V41H254ZM262 40V39H261ZM115 41V42H116ZM142 41V40H141ZM253 41H251V44H253L254 42ZM256 41V40H255ZM57 42V41H56ZM114 42V43H115ZM147 42V41H146ZM242 42V41H241ZM244 42V41H243ZM124 43V42H123ZM155 43V44H156ZM247 43V42H246ZM245 43V44H246ZM250 43V42H249ZM263 43H264V40H263ZM159 44V43H158ZM160 44H162V43H160ZM240 44V43H239ZM256 43H254V45H255ZM115 45H118V44H115ZM114 45V46H115ZM253 45V46H254ZM257 45V44H256ZM57 46H58V43H57ZM118 46H120V45H118ZM164 46V45H163ZM252 46V45H251ZM253 46L252 47H249L248 46V49L247 50H249V51H251L252 49H254L253 48ZM258 46V45H257ZM59 47V46H58ZM121 47V46H120ZM150 47H151V45H150ZM153 48V47H152ZM238 48V47H237ZM241 48V47H240ZM246 48V47H245ZM244 48V49H245ZM258 48V47H257ZM262 48V47H261ZM155 49V48H154ZM235 49V48H234ZM233 49V50H234ZM243 49V48H242ZM156 50V49H155ZM238 50V49H237ZM261 50V49H260ZM263 50V49H262ZM53 51V50H52ZM134 51H135V53H136V51H137V49H134ZM245 51V50H244ZM243 51V52H244ZM248 51V53L250 54V52ZM128 52V51H127ZM130 52V51H129ZM238 52H240L239 50H238ZM238 52H235L234 54L235 55H238L239 53ZM242 51H241V53L240 54H242L243 53ZM247 52V51H246ZM252 52V51H251ZM260 52V51H259ZM259 52H258V54H259ZM263 52H264V50H263ZM131 53V52H130ZM138 53V55H139V53L140 52H137ZM238 53V54H237ZM132 54V53H131ZM131 54H127V55H129V57L128 58H130L129 60L132 62V58L130 57L131 56ZM141 54V53H140ZM247 53H245V55H246ZM251 54H253V53H251ZM250 54V55H251ZM123 55V54H122ZM125 55V54H124ZM133 55V54H132ZM230 55V54H229ZM235 55H233V58L235 57V59L236 58H238L239 56H235ZM243 55V54H242ZM137 56V55H136ZM140 56H142V55H140ZM246 56H248V55H246ZM254 56H256L257 57V54L255 53L254 55H253V58L251 57V59H250V61L251 62H253V64L250 62V64H252V66L254 65L255 67L254 68H251V70H253V69H256L258 66H256L255 65V61H257L256 59H258V57L257 58H254ZM259 56V55H258ZM263 56V55H262ZM231 57V56H230ZM260 57V56H259ZM117 58H118V60H117ZM127 58V59H128ZM149 58V57H148ZM228 58V57H227ZM240 58H241V55H240ZM245 58H247V57H245ZM250 57L248 56V59H249ZM120 59V60H121ZM135 59H136V57H135ZM135 59L133 60L134 62H135ZM137 59H140V58H137ZM230 59H232V58H230ZM247 59V61H249ZM252 59H255L254 61H252ZM45 61L46 63H45V67H44V69L43 70H41V69H39V66L41 65V62L40 61ZM123 60H125V58H123ZM122 60V61H123ZM233 60V59H232ZM239 60H243L242 58L241 59H239ZM245 60V59H244ZM243 60V62H245ZM259 60H263L262 58L261 59H259ZM118 61V62H117ZM136 61H138V60H136ZM228 61V60H227ZM226 61V63L227 64H232V63H228ZM231 60H229V62H230ZM235 60H233V63L234 64H236V61L234 62ZM133 62V63H134ZM224 62V61H223ZM222 62V63H223ZM44 62H42V64H43ZM138 63V62H137ZM248 63V62H247ZM40 64V65H39ZM125 64V63H124ZM145 64H147V63H145ZM144 64V65H145ZM225 64V63H224ZM223 64V65H224ZM234 64H232L231 65V67L234 65ZM241 64V63H240ZM245 64V63H244ZM243 64V65H244ZM263 64H264V62H263ZM238 65V64H237ZM242 65V64H241ZM121 66V67H120ZM177 67H178V65H176ZM225 66L227 67V69H226V72H228L227 74L224 72V70H225ZM225 66H222L221 68H218V70H217V72H215L216 70H214V68L212 69V70H214V72H215V74H214V72L212 71V70H210L209 72H211L212 71V76L214 77V80L216 81V80H220V83H226L227 81H225V80H231L232 78H234V74H235V71L237 72L238 70H239V67L237 68L236 66V68L238 69V70H236V68H235V71H233V72H231V70L228 68V66L227 65H225ZM248 67H249V65H247ZM261 66H262V64H261ZM41 67H42V65H41ZM176 67V68H177ZM198 67V66H197ZM242 67V66H241ZM240 67V68H241ZM175 68V67H174ZM217 68V67H216ZM224 68V69H223ZM234 68V67H233ZM232 68V69H233ZM245 69H246V67H244ZM122 69V68H121ZM123 69H125V67L123 68ZM173 69V68H172ZM180 69V68H179ZM230 70V72H229V70ZM258 69V68H257ZM256 69V70H257ZM161 70H165V69H161ZM175 70V69H174ZM174 70L172 71H170V73H172L173 72V74L175 73H177L176 71L174 72ZM228 70V71H227ZM251 70H250V72H251ZM255 70V71H256ZM263 70H264V68H263ZM262 69H261V71H263ZM125 71V70H124ZM124 71L122 72L121 71V74L122 73H124ZM184 71V70H183ZM243 71V70H242ZM241 71V72H242ZM246 71V70H245ZM258 71H259V69H258ZM119 72V71H118ZM162 72V71H161ZM168 71H166V73H167ZM238 72H240V70L238 71ZM248 72V71H247ZM145 73H146V71H145ZM150 73V72H149ZM162 73H164V75H165V72L163 71ZM208 73V72H207ZM253 73V72H252ZM259 73V72H258ZM257 73V74H258ZM120 74V76H122L121 78L122 79H124L125 78V76H124V78H123V75H121ZM168 74V73H167ZM166 74V75H167ZM178 74V73H177ZM210 73H208V75H209ZM255 74V73H254ZM260 74H264V71H263V73H260ZM259 74V75H260ZM124 75H125V73H124ZM160 75H161V73H160ZM163 75V76H164ZM165 75V76H166ZM180 75V74H179ZM238 75V77H239V74H236V76ZM251 76H252V74H250ZM249 75V76H250ZM256 75V74H255ZM259 75H257L258 76V78H259ZM119 76V77H120ZM150 76V75H149ZM155 76V75H154ZM162 76V75H161ZM169 76V75H168ZM170 76H171V74H170ZM170 76H169V79H167L168 80V82L170 81ZM211 76V77H212ZM251 76H250V78H251ZM264 76V75H263ZM260 77H261V75H260ZM147 78H148V75H147ZM151 78V77H150ZM240 78V80L243 78V77H239ZM238 78V79H239ZM119 79V78H118ZM122 79H120V80H122ZM166 79V78H165ZM197 79V78H196ZM198 79H201V78H198ZM197 79V80H198ZM210 79V78H209ZM249 79V78H248ZM252 79H254V78H252ZM261 79L263 80V77H261ZM261 79H259V81L258 82H261L262 80ZM167 80H166V82H167ZM211 80V79H210ZM224 82H223V81ZM244 80V81H243ZM243 80H241L242 81V83L243 84H245L244 82H245V79H243ZM255 80H256V77H255V79H254V82H255ZM258 80V79H257ZM118 81V80H117ZM124 80H122V81H119V82H123ZM228 81V82H229ZM236 81V80H235ZM235 81H234V84H235ZM248 81V80H247ZM250 81V80H249ZM196 82H198V81H196ZM238 82V81H237ZM240 82V81H239ZM238 82V83H239ZM124 84H125V82H123ZM139 83V82H138ZM162 83H163V80H162ZM165 83V82H164ZM200 83V82H199ZM206 83V82H205ZM204 83V84H205ZM213 83L214 84H217V81L216 82H214L213 81ZM219 83V84H220ZM8 84V85H7ZM103 84H104V86H105V88L104 87H102L103 86ZM120 84V83H119ZM124 84H122V85H124ZM193 84V83H192ZM214 84H213V87L214 88H212L211 87V85L209 86V87H211L213 90L214 89H216L217 87H216V85L214 86ZM240 84V83H239ZM246 84H248V83H246ZM253 84V83H252ZM163 86H164V84H162ZM197 85V84H196ZM202 85V84H201ZM218 85V84H217ZM228 85V84H227ZM236 85H237V83H236ZM240 85H242V84H240ZM251 85V84H250ZM249 85V86H250ZM162 86V87H163ZM218 86H221V85H218ZM232 86V85H231ZM244 86V85H243ZM242 86V88H244ZM160 87H161V84H160ZM161 87V88H162ZM176 87V86H175ZM174 87V88H175ZM193 87V86H192ZM202 87H204V86H202ZM206 88H208L207 86H205ZM223 88H225L224 86H222ZM228 87V86H227ZM238 87V86H237ZM246 87H247V85H246ZM119 88V87H118ZM136 88H137V86H136ZM189 88V87H188ZM200 88V87H199ZM241 88V87H240ZM134 89V88H133ZM187 89V88H186ZM196 89V88H195ZM205 89V88H204ZM211 89V90H212ZM218 89V88H217ZM216 89V90H217ZM220 89H222V88H220ZM227 89V88H226ZM158 90V89H157ZM178 90V89H177ZM180 90V92H182L181 91V89H179ZM189 90V89H188ZM197 90V89H196ZM208 90H209V88H208ZM210 90V91H211ZM223 90L224 89H222V92H223ZM239 90V93H240V95H241V92H240V90L241 89H238ZM140 91V90H139ZM184 91V90H183ZM141 92V91H140ZM207 92V91H206ZM212 92V91H211ZM214 92V91H213ZM212 92V93H213ZM221 92V93H222ZM244 92V91H243ZM242 92V93H243ZM163 93V92H162ZM220 94V91L218 90V91H215L214 92V94ZM227 93V92H226ZM170 94V93H169ZM178 94H179V91H178ZM183 94V93H182ZM186 95L188 94V93H185ZM194 94V93H193ZM198 94V93H197ZM202 94V93H201ZM216 94V95H217ZM224 94V93H223ZM222 94V95H223ZM230 94V93H229ZM3 95H2V98H3ZM174 95V94H173ZM186 95H185V97H186ZM189 95V94H188ZM187 95V96H188ZM226 95V94H225ZM4 96V97H5ZM131 96V95H130ZM159 96V95H158ZM167 96V95H166ZM176 96H177V94H176ZM180 96V95H179ZM202 96V95H201ZM228 96V95H227ZM233 96H235V95H233ZM232 96V97H233ZM1 97V96H0ZM110 97V98H111ZM163 97V96H162ZM191 97V96H190ZM193 97V96H192ZM196 97V96H195ZM223 97H226V96H223ZM230 97V96H229ZM241 97H242V95H241ZM241 97L240 98H237V99H241ZM1 98V99H2ZM118 98V97H117ZM166 98V97H165ZM172 98V97H171ZM183 98V97H182ZM187 98H189V97H187ZM199 98V97H198ZM216 98V97H215ZM5 99V98H4ZM4 99H2V100H4ZM159 99V98H158ZM164 99V98H163ZM167 99V98H166ZM191 99V98H190ZM226 99H230V98H226ZM234 99V97L231 99V100H233ZM236 99V98H235ZM244 99V98H243ZM153 100V99H152ZM186 100V99H185ZM196 101L198 100V99H195ZM195 100H191L193 103H194V101ZM214 100V99H213ZM225 100V99H224ZM247 100V99H246ZM246 100H244V101H246ZM18 101V100H17ZM28 101H30L31 103H32V105H29V106H27V104H28ZM115 101V100H114ZM187 101H189V100H187ZM196 101H195V103H196ZM198 101H200V98H199V100ZM203 101V100H202ZM206 101V100H205ZM205 101H204V103H205ZM207 101H208V99H207ZM226 101V100H225ZM225 101H224V103H225ZM228 101V100H227ZM226 101V102H227ZM230 101V100H229ZM234 101V100H233ZM0 102H2V101H0ZM5 102H7L6 100H5ZM18 102V103H19ZM109 102V101H108ZM160 102V101H159ZM170 102V101H169ZM223 102V101H222ZM231 102V101H230ZM235 103H236V101H234ZM8 103V102H7ZM15 103H16V101H15ZM184 103V102H183ZM187 102H185L184 104H186ZM190 103V102H189ZM223 103V104H224ZM233 103V102H232ZM239 103H242V101L240 102L239 101ZM1 104V103H0ZM2 104H4V103H2ZM12 104V103H11ZM30 104V103H29ZM191 104V103H190ZM190 104H189V106H190ZM219 104V103H218ZM228 104V103H227ZM229 104H231V103H229ZM248 104V103H247ZM246 104V105H247ZM9 105V104H8ZM15 105V104H14ZM16 105H17V103H16ZM216 105V104H215ZM236 105H238V102L236 103ZM251 105V104H250ZM263 105V104H262ZM186 106H188V105H186ZM202 106V105H201ZM226 106V105H225ZM225 106H223V107H225ZM229 106V105H228ZM226 107V108H229V107ZM234 106V105H233ZM244 106V105H243ZM242 106V107H243ZM3 107V106H2ZM1 107V108H2ZM5 107V106H4ZM14 107V106H13ZM17 107H18V105H17ZM136 107H139V109H140V105L138 106H136ZM231 107V106H230ZM240 107V106H239ZM245 107H247V106H245ZM6 108V107H5ZM10 108V110H11V107H9ZM15 108V107H14ZM174 108V107H173ZM190 108V107H189ZM233 108V107H232ZM241 108V107H240ZM239 108V109H240ZM247 108H249V107H247ZM230 110H231V108H229ZM234 109H236L235 107H234ZM242 109V108H241ZM256 109V108H255ZM264 109V108H263ZM16 110V109H15ZM14 110V111H15ZM196 110V109H195ZM203 110H205L206 111V109H203ZM246 110V109H245ZM259 110V109H258ZM1 111V110H0ZM141 110H139L138 112H140ZM179 111V110H178ZM232 111V110H231ZM243 111V110H242ZM250 111L251 112H254V110L252 109H250ZM250 111H247V112H250ZM263 111V110H262ZM12 112V111H11ZM10 112V114H11V116H12V113ZM187 112V111H186ZM223 112H225V108L223 109V111H222V113ZM228 112V111H227ZM227 112H225V113H227ZM233 112V111H232ZM236 112V111H235ZM246 112V111H245ZM244 112V113H245ZM264 112V111H263ZM15 113H17V112H15ZM114 113V112H113ZM154 113V112H153ZM185 113V112H184ZM237 113V112H236ZM244 113H243V115H244ZM256 115H257V113L256 112H254ZM258 113H259V111H258ZM6 114V113H5ZM4 114V115H5ZM8 114V113H7ZM6 114V115H7ZM14 114V113H13ZM156 114V113H155ZM178 114H180L179 112H178ZM193 114V113H192ZM233 114V113H232ZM253 114V113H252ZM260 114V113H259ZM263 114V113H262ZM5 115V116H6ZM136 115H138V113L136 112ZM190 115V114H189ZM197 115H199V114H197ZM247 115V114H246ZM249 115V114H248ZM261 115V114H260ZM258 116L259 118H261V116ZM14 116V115H13ZM21 117V118H17V120H14V119H16V117L14 118L13 117V119L11 120V122L9 121V123H8V129H9V131L11 132V131H16L17 132V134H18V137L16 138V141L15 142H12V140H10L11 142H8V143H6V144H4L2 147H0V154L1 153H4L5 151H7V150H14V152H15V150L17 151V152H15L16 153V155L17 156H19V155H28L29 157H30V159H32L33 160V165H32V167H28V163L27 162H29L30 163V159H29V161H27V159H25L27 162H25V160L23 159V161L25 162V163H27V164H25L23 161H21V163L19 164L18 162V164L16 165L17 167L16 168H19L18 170L19 171H21L22 173H23V175H24V180H23V184H24V186H25V191H26V194L25 195H22V196H16L17 198L16 199H14L11 195H5L4 194V191H5V189H7L8 187H11L13 184H14V182H13V179L17 176L16 174H15V167H12V165H14V163L12 164L11 162V164H10V167H8V166H6L8 163H0V264H28V263H30L33 259H31L28 255H30L31 254V252H33L34 253V251L36 250L35 249V247H37L38 248V243H36V239L38 240L39 239V237H41L42 235H40V234H42L41 232H43V233H47V234H44L45 236H48V234H49V236H51V239L54 237L52 234H56V233H58L59 234V232H57V231H61L62 233L60 234V236L59 235H57L56 234V236H58L56 239H60V241H63V240H68L69 241V237L66 235L67 233H64L63 232V230L65 231L67 228H73V227H76L77 226V224L79 223L78 221H83V224L85 223V224H87V225H90L91 226V232H93L94 234H95V236H96V238H97V240L100 242V244L98 245V244H91L90 246H93L92 248H85V246L86 245H88V243H86V245H84L85 243H82L83 245H84V249H86V250H84L85 251V254H86V256L87 257H90L89 259H91L92 258V256L94 255V254H97L98 256L99 255H101V254H98V252H100V253H107L108 252V254H110L109 253V248H115V250L119 247L120 248V250H126L127 249V245L129 246V245H131V246H133L135 249H136V247H138L139 245H140V247L142 246V247H144L143 245L144 244H142V242H140V236L142 235H144V236H146V239H144L145 241L147 240V238L148 237H150V238H152V236L153 235H150L151 234V232H150V230H147L148 231V233H150V234H148V235H146V233H145V231H144V229H145V227H147L148 228V226H150L151 227V225H145V222L146 221H144V220H146V218H147V222H149L150 221V219H152V218H150V217H152L154 214V211L153 210H155V208H157L158 210H163V211H168V212H170V211H173L174 212V210H177V213H178V211H183L185 214H187L188 215V217L192 220H187L186 218H184V220H187V222L189 221V223H190V221H191V224H192V222H193V226H187V227H190V229H188L187 231H188V233H187V235L189 234H191L192 235V238H194V239H190L189 241H191V240H195V238H197L199 241L201 240V243L199 244V246H198V243H197V246H194V250H196L195 252L198 254V256L200 255V257H197V258H200V259H205L204 257L206 256V255H208V256H210V254L212 253L213 254V256H214V253H213V250H211V252H210V254H208L207 252H208V248L210 249L211 247H210V245L212 244V243H214V242H212V239H214L215 240V238L218 236V235H216L215 236V234H214V232H215V229L213 230L212 229V226H208V229H207V227L206 226H204L203 227V225L201 226L200 225V223H201V220L203 221V220H205L206 218L205 217H207V213L205 214V212L206 211H208L206 208H205V206H208V203H206V202H202L201 204V206H192V204H185L184 202L185 201H183L184 200V198L182 199V197H183V195L181 196V190L177 187V186H174L173 185V182H172V180L174 179V178H178L179 180H180V178H182L181 177V172L183 171V170H180V168H183V165L182 164H179L181 161H180V158L179 157H181L182 156V154H181V156H179V157H170L169 159H166L165 161H160L159 163H158V172H159V174H158V176L160 177V176H162V173H166V171H170V174H169V176H168V178L166 179L165 177V179L164 178H162V179H164V184L163 185H160V188H159V192H158V190L157 189H154L153 191H152V196L151 197H153V192L154 191H156V192H158V194L161 192L162 193V189H163V191L165 190V192L166 193H168L169 194V196L168 197H166L167 195H165V198H162L163 197V193H162V197L161 198H155V200L154 199H152L151 197H149V199H152V200H154L153 202L151 201L150 203H145L144 201L147 199V195L146 194H148V192L145 194V196L142 194H138V191H134V190H136V189H134L135 187L134 186H136V185H134V186H132L133 184H131V185H129L130 184V182H135V183H137L136 182V179L138 180V178H136L135 176H134V174H131V172L133 171H131L130 172V176L131 177H129L130 179H127L126 180V178L124 179V180H126V181H124V180H122L123 179V177H122V179L119 177L120 175H122L124 172H122V174H120L119 176H118V173H116L117 172V168H118V166H120L121 167V165H122V167L125 165V163H129V162H131V160L130 161H127V159L129 158H127V156H126V158L124 159L123 157H121V159L122 160H124L125 161V163H124V161H122L121 162V160L119 159L118 160V158L116 159V158H113L114 156L112 155V153L111 152H107V153H110L109 155H110V158L112 159L111 160V164H109V166L111 165L112 167H113V163L112 162H114L115 163V166L117 165V167H116V169L115 168H110V167H108L107 169H106V167L105 166H103V164H102V166L106 169V170H104V168H103V170H104V172L105 173H103V172H101V174H105V176H103V175H100L101 177L103 176V181H102V179L100 180L99 178L97 179L96 178V180H94V181H96V182H98L97 183V185L98 184H100L101 185V183L102 184H105L106 183V187H98L97 189V194H98V197H94L95 199H93V198H91V199H89V198H87V197H85V194L83 195V194H78L77 193V190H76V192L74 191V190H71L70 189V187H69V184H68V176H69V173H67L68 174V176H67V174L66 173H61L58 169H57V174L60 172L61 174H59L58 176H56L54 179L53 178H51L52 180H50V177L54 174V173H56L55 172V169L58 167L55 163H54V161L52 162V163H54L55 164V166H56V168H52L51 166H49L48 165V168L47 167H45L41 172H40V175H41V180L40 181H42V183L43 184H46V185H44L45 187L47 186V188L48 189H50V192H49V194L45 197V196H42V198L40 197V199L39 198H36L37 197V195L39 194V193H37V194H35L34 193V188L36 187L35 185H36V179H37V177H36V173H39V171L42 169V148H44V145H45V142L46 141H44V144L42 143V141H40V142H37V141H35V140H32L33 138H31L32 137V132H31V139H29L28 138V135L26 134V132H27V130H28V128H29V125L27 124V122L25 121V117ZM157 116V115H156ZM167 116V115H166ZM181 116V115H180ZM191 116V115H190ZM200 116H201V113H200ZM245 116V115H244ZM250 116V115H249ZM254 117H255V115H253ZM7 117V116H6ZM9 118H10V116H8ZM161 117V116H160ZM183 117H184V115H183ZM206 117V116H205ZM243 117V116H242ZM242 117H241V119H242ZM262 117H263V115H262ZM1 118V117H0ZM8 118V119H9ZM31 118V117H30ZM40 118V119H39ZM175 118V117H174ZM178 115H177V117L175 118V121L174 122H171L170 121V123H168L169 124V127H170V129H172V131H175V133L177 134V138H186V136L188 137V139L191 137L190 135L192 134V132H194L193 130H195L196 129V127H195V125H197L198 124V122L199 121H202V119L200 120V118H203V116H201V117H199V116H194L193 115V118L192 117H188V114L184 117V119H182V121H179L178 119ZM244 118H246V116L244 117ZM252 118V115H251V117L250 118H247V119H251ZM264 118V117H263ZM29 119V118H28ZM33 119V120H34ZM149 119V118H148ZM150 119H151V117H150ZM157 119V118H156ZM158 119H160V118H158ZM205 119V118H204ZM207 119V118H206ZM209 119V118H208ZM213 119V118H212ZM255 119V118H254ZM4 120V119H3ZM32 120V119H31ZM171 120V119H170ZM176 120H178L177 122H176ZM214 120V119H213ZM2 121V120H1ZM16 121L18 122V123H16ZM168 121V120H167ZM173 121V120H172ZM255 121V120H254ZM256 121H260L261 122V120H258L257 119V117H256ZM256 121L255 122H252V123H255V124H257L256 123ZM4 122V121H3ZM5 122H6V120H5ZM160 122H161V120H160ZM163 122V121H162ZM204 122V121H203ZM208 122H209V120H208ZM248 122V121H247ZM259 122V123H260ZM1 123V122H0ZM40 123V122H39ZM38 123V124H39ZM95 123V122H94ZM132 123H134V122H132ZM155 123V122H154ZM195 123H197V124H195ZM202 123V122H201ZM207 123V122H206ZM209 123H213V122H209ZM6 124H7V122H6ZM32 124V123H31ZM31 124H30V126H31ZM37 124V125H38ZM205 124V123H204ZM251 124V123H250ZM255 124H253V125H255ZM261 127H262V130H264V122L262 121L261 123ZM3 125V124H2ZM33 125V124H32ZM42 125V124H41ZM165 125V124H164ZM211 125V124H210ZM214 125H216V124H214ZM246 125V124H245ZM249 125V124H248ZM34 126V125H33ZM36 126V125H35ZM134 126V125H133ZM199 126H200V123H199ZM202 126V125H201ZM208 126V125H207ZM206 126V127H207ZM243 126V125H242ZM202 127H204V126H202ZM36 128V127H35ZM34 128V129H35ZM138 128V127H137ZM160 128V127H159ZM199 128H201V127H199ZM198 128V129H199ZM252 128V127H251ZM33 129V128H32ZM37 129H38V126H37ZM115 129V128H114ZM164 129H166V128H163L162 130H164ZM204 129H205V127H204ZM260 129V128H259ZM5 130H6V128H5ZM36 130V129H35ZM39 130V129H38ZM37 130V131H38ZM84 130V129H83ZM167 130V129H166ZM200 130V129H199ZM202 130V129H201ZM253 130H255V129H253ZM257 130H258V128H257ZM68 131V130H67ZM121 131V130H120ZM119 131V132H120ZM165 131V130H164ZM168 131V130H167ZM101 132V134H98V133H96V132H90L89 134H88V137H89V139L91 138H95L96 140L94 141L95 143H92V145H91V143H89V144H87L86 146V148L87 149H93L95 146L97 147L98 146V149L97 148H95V150H98L99 151V146H103L105 143H106V132H103V131H100ZM123 132V131H122ZM162 132V131H161ZM201 132V131H200ZM257 132V131H256ZM8 133V132H7ZM49 133H51V132H49ZM133 133V132H132ZM167 133V132H166ZM165 133V134H166ZM172 133V132H171ZM199 133V132H198ZM210 133H212L211 131H210ZM263 133V132H262ZM43 134V133H42ZM117 134V133H116ZM128 134V133H127ZM207 134H209V133H207ZM264 134V133H263ZM7 135V134H6ZM44 135V134H43ZM80 135V134H79ZM98 135H100V139H98ZM115 135V134H114ZM198 135V134H197ZM262 135V134H261ZM48 136V135H47ZM98 136V137H97ZM117 136V135H116ZM118 136H120V135H118ZM132 136V135H131ZM131 136L129 137V138H131ZM161 136V135H160ZM170 136V135H169ZM173 136V135H172ZM174 136H176V135H174ZM210 135H208V137H209ZM233 136V135H232ZM35 137V136H34ZM41 137V136H40ZM81 137V136H80ZM164 137V136H163ZM207 137V136H206ZM205 137V138H206ZM43 138V137H42ZM48 138V137H47ZM118 138V137H117ZM117 138H116V140H117ZM120 138V137H119ZM158 138H159V136H158ZM161 138V137H160ZM159 138V139H160ZM171 138V137H170ZM176 138V139H177ZM199 138V137H198ZM204 138V139H205ZM234 138V137H233ZM3 139V138H2ZM17 139H18V141H17ZM98 139V140H97ZM111 140H107V141H112V142H114L115 140L114 139H112V138H110ZM227 139V138H226ZM230 139V138H229ZM4 140V139H3ZM48 140V139H47ZM93 140V139H92ZM119 140V139H118ZM172 140V139H171ZM178 140V139H177ZM86 141V140H85ZM182 141V140H181ZM180 141V142H181ZM186 141V140H185ZM188 141H190V139L188 140ZM195 141V140H194ZM197 141V140H196ZM222 141V140H221ZM254 141V140H253ZM84 142V141H83ZM90 142V141H89ZM111 142V143H112ZM122 142V141H121ZM173 142V141H172ZM175 142V141H174ZM183 142V141H182ZM233 142H234V140H233ZM259 142V141H258ZM1 143H3V142H1ZM85 143V142H84ZM109 143V142H108ZM107 143V144H108ZM120 143V142H119ZM226 143V142H225ZM49 144V143H48ZM86 144V143H85ZM93 144H95V145H93ZM150 144V143H149ZM187 144V143H186ZM213 144V143H212ZM215 144H218V143H215ZM214 144V145H215ZM231 145H232V143H230ZM237 144V143H236ZM252 144H254V143H252ZM251 144V145H252ZM122 145V144H121ZM179 145H183V143L182 144H180L179 143ZM71 146V147H70ZM74 146V145H73ZM165 146V145H164ZM178 146V145H177ZM216 146V145H215ZM233 146H235V145H232V147ZM255 146H257V145H255ZM259 146V145H258ZM262 146V145H261ZM85 147V146H84ZM107 147V146H106ZM119 147V146H118ZM183 147V146H182ZM187 147V146H186ZM239 147V146H238ZM251 147V146H250ZM250 147H248V148H250ZM86 148H84V149H86ZM105 147H103V149H104ZM108 148V147H107ZM107 148H105V149H107ZM111 148V147H110ZM178 148V147H177ZM212 148V147H211ZM252 148V147H251ZM260 148H262V147H260ZM67 149H65V150H67ZM86 149V150H87ZM102 149V150H103ZM109 149V148H108ZM219 149V148H218ZM218 149H217V151H218ZM255 149V148H254ZM57 150H59L60 152H61V150H60V148L59 149H57ZM64 150V149H63ZM71 150V149H70ZM69 150V151H70ZM85 150V151H86ZM94 150V151H95ZM101 150V149H100ZM114 150V149H113ZM216 150V149H215ZM221 150H223V149H221ZM221 150H219V151H221ZM225 150V149H224ZM230 150V149H229ZM228 150V151H229ZM258 150V149H257ZM260 150V149H259ZM68 151V152H69ZM84 151V152H85ZM111 151V150H110ZM212 151V150H211ZM213 151H214V149H213ZM219 151H218V154H219ZM232 151H233V149H232ZM255 151V150H254ZM66 152V151H65ZM65 152H61V154H59V156L61 157V156H64V154H65ZM74 152V151H73ZM76 152V151H75ZM84 152H82V153H84ZM103 152V151H102ZM198 152V151H197ZM222 153H223V151H221ZM227 152V151H226ZM235 152V151H234ZM256 152V151H255ZM13 153V152H12ZM80 153H81V151H80ZM89 153H90V151H89ZM92 153V152H91ZM91 153L89 154V155H91ZM104 153H105V151H104ZM113 153H114V151H113ZM183 153V152H182ZM228 153V152H227ZM249 153V152H248ZM73 154V153H72ZM85 154V153H84ZM94 154H96V153H94ZM170 154V153H169ZM185 154V153H184ZM188 154V153H187ZM217 154V155H218ZM229 154H230V152H229ZM253 154V153H252ZM262 154V153H261ZM23 155V156H24ZM74 155V154H73ZM72 155V156H73ZM79 155V154H78ZM98 155H102V154H98ZM104 155V154H103ZM105 155H106V153H105ZM129 155H131V154H129ZM221 155V154H220ZM220 155H218L217 156V158L219 159L220 158ZM225 155V154H224ZM236 155V154H235ZM240 155V154H239ZM254 155V154H253ZM1 156V155H0ZM2 156H6L5 155V153H4V155L2 154ZM84 156H86V155H84ZM83 156V157H84ZM92 156V155H91ZM91 156H90V159H91ZM107 156L108 155H106V157H105V159H107ZM118 156V155H117ZM135 156V155H134ZM138 156V155H137ZM188 156V155H187ZM207 156V155H206ZM213 156V155H212ZM211 156V157H212ZM215 156V155H214ZM226 156V155H225ZM229 156H231V155H229ZM245 156V155H244ZM258 156V155H257ZM7 157V156H6ZM10 157V156H9ZM26 157V156H25ZM75 157H79V156H74V158ZM87 157V156H86ZM85 157V158H86ZM89 157V156H88ZM95 157V156H94ZM210 157V158H211ZM232 157V156H231ZM253 158H254V156H252ZM8 158V157H7ZM20 158H22V156H20ZM74 158H72V159H74ZM82 158V157H81ZM80 157H79V159H81ZM97 158H99L98 156H97ZM102 158V157H101ZM103 158H104V156H103ZM132 158V157H131ZM130 158V159H131ZM166 158H168V157H166ZM209 158V159H210ZM216 158V159H217ZM228 158V157H227ZM236 158V157H235ZM256 158V157H255ZM254 158V159H255ZM262 158V157H261ZM3 160L5 159L6 160V158H2ZM2 159H0V160H2ZM70 159H71V157H70ZM71 159V160H72ZM221 159V158H220ZM222 159H223V156H222ZM233 159V158H232ZM236 159H238V158H236ZM239 159H240V157H239ZM18 160V159H17ZM75 160V159H74ZM76 160H77V158H76ZM89 160V159H88ZM92 160V159H91ZM101 160V159H100ZM102 160H104V159H102ZM196 160H198V159H196ZM201 160V159H200ZM227 160V159H226ZM225 160V161H226ZM231 160V159H230ZM229 160V161H230ZM235 160V159H234ZM257 160V159H256ZM9 161H11V160H9ZM66 161V160H65ZM97 161V160H96ZM95 161V162H96ZM107 161V160H106ZM133 161V160H132ZM215 160H213V162H214ZM249 161V160H248ZM16 162V161H15ZM23 162V163H22ZM74 162V161H73ZM78 162H80L81 164H82V162L81 161H78ZM77 162V163H78ZM184 162V161H183ZM209 161H207V163H208ZM212 162V163H213ZM223 162V161H222ZM227 162H228V160H227ZM232 162V161H231ZM242 162V161H241ZM60 162H58V164H59ZM80 163H79V165H80ZM85 163V162H84ZM83 163V164H84ZM98 163L100 164V162L98 161ZM97 163V164H98ZM105 163V162H104ZM110 163V162H109ZM127 163V164H128ZM132 163V162H131ZM155 163V162H154ZM203 163V162H202ZM211 163V164H212ZM214 163H218L217 161L216 162H214ZM245 163V162H244ZM248 163V162H247ZM252 163H254V162H252ZM256 163V162H255ZM259 163V162H258ZM262 164H263V162H261ZM67 164V163H66ZM90 164H92V163H90ZM99 164L97 165V166H99ZM124 164V165H123ZM204 164V163H203ZM53 165V164H52ZM69 165V164H68ZM75 165H76V163H75ZM92 165H95V164H92ZM105 165H107L108 166V163L107 164H105ZM129 166L131 165V164H128ZM185 166H186V164H184ZM188 165V164H187ZM216 165V164H215ZM221 165V164H220ZM225 165V164H224ZM227 165V164H226ZM234 165V164H233ZM243 165V164H242ZM252 165V164H251ZM114 166V167H115ZM157 166V165H156ZM182 166V167H181ZM208 166H210V164H208ZM217 166V165H216ZM215 166V167H216ZM240 166V165H239ZM254 166H255V164H254ZM257 166H258V164H257ZM8 167V168H7ZM49 167H51V168H49ZM86 167H88V166H86ZM100 167V166H99ZM119 167V168H120ZM121 167V168H122ZM125 167V169H126V166H124ZM213 167V166H212ZM222 167H223V165H222ZM227 167V166H226ZM231 167V166H230ZM262 167V166H261ZM63 168H64V166H63ZM71 168H72V166H71ZM83 168H85V166L83 167ZM95 168V167H94ZM97 168V167H96ZM118 168V169H119ZM128 168H131V167H128ZM217 168H219L218 166H217ZM224 168V167H223ZM227 168H229V167H227ZM234 169H236L235 167H233ZM92 168L90 167V170H91ZM124 169V168H123ZM123 169H121L122 171H124ZM170 169V170H169ZM214 169V168H213ZM232 169V168H231ZM230 169V170H231ZM237 169H238V167H237ZM31 170V171H30ZM84 170V169H83ZM88 170V168L86 169V171ZM89 170V171H90ZM120 170V171H121ZM128 169H126V171H127ZM130 170V169H129ZM155 170V169H154ZM222 170H224V169H222ZM228 170V169H227ZM262 170V169H261ZM264 170V169H263ZM59 171V172H58ZM100 171V170H99ZM165 171V172H164ZM181 171V172H180ZM184 171H185V169H184ZM191 171V170H190ZM234 171H236V170H234ZM230 172L229 171V173H231V175H233V173H238L239 171H236V172ZM242 171H243V169H242ZM72 171H70V173H71ZM91 172V171H90ZM89 172V175L91 174L92 175V173H90ZM118 172H119V170H118ZM127 172H129V171H127ZM126 172V173H127ZM133 172H135V170L133 171ZM188 172V171H187ZM207 173L209 172V170L208 171H206ZM214 172V171H213ZM219 172V171H218ZM18 173V172H17ZM86 173V172H85ZM94 173V172H93ZM120 173V172H119ZM155 173V172H154ZM168 173V172H167ZM166 173V174H167ZM189 173V172H188ZM212 173V172H211ZM236 173V174H237ZM260 173V172H259ZM20 174V173H19ZM96 174V173H95ZM98 174V173H97ZM117 174V175H116ZM262 174V173H261ZM71 175V174H70ZM75 175V174H74ZM86 175V174H85ZM90 175V178H91V180H92V182H93V179L92 178H94V177H96L95 175H94V177H92ZM124 175H125V173H124ZM128 175H129V173H128ZM152 175H153V172H152ZM182 175H184L183 173H182ZM203 175H205V174H203ZM216 175V174H215ZM219 175V174H218ZM240 175H242V174H240ZM246 175V174H245ZM253 175V174H252ZM83 176H84V174H83ZM137 177H138V174L136 175ZM145 176V175H144ZM156 176H157V171H156ZM227 177H228V175H226ZM234 176V175H233ZM233 176L231 177V178H233ZM237 176V175H236ZM243 176H244V174H243ZM262 176V175H261ZM54 177V176H53ZM70 178H71V176H69ZM85 177V176H84ZM100 177V178H101ZM126 177H127V175H126ZM150 177L152 178V176L150 175ZM185 177V176H184ZM184 177H183V179H184ZM211 176H209V178H210ZM253 177V176H252ZM77 178V177H76ZM139 178H140V176H139ZM158 178V177H157ZM214 178V177H213ZM221 178V177H220ZM236 177H234V179H235ZM240 178H242V177H240ZM244 178V177H243ZM82 179H83V177H82ZM88 179V178H87ZM86 179V180H87ZM95 179V178H94ZM149 176L147 175V177H146V179H145V181H143V182H145V184H147L148 185V181H149ZM218 179H219V177H218ZM218 179H216V180H218ZM239 179V178H238ZM258 179V178H257ZM21 180V179H20ZM90 180V179H89ZM155 180V179H154ZM158 180H161V179H158ZM212 180V179H211ZM215 180V181H216ZM240 180V179H239ZM244 180H246L245 178H244ZM262 180H263V178H262ZM104 181H105V183H104ZM152 181V180H151ZM174 181H176V179L174 180ZM187 181H189V180H187ZM186 180L184 181V182H187ZM214 181V180H213ZM230 181H232V180H230ZM234 181V180H233ZM236 181V183L238 182L237 180H235ZM242 181V180H241ZM247 181V180H246ZM260 181V180H259ZM264 181V180H263ZM74 182V181H73ZM72 182V183H73ZM101 182V183H100ZM94 183V182H93ZM142 183V182H141ZM159 183V182H158ZM161 184L163 183V182H160ZM215 183V182H214ZM239 184H240V182H238ZM237 183V184H238ZM249 183V182H248ZM258 183V182H257ZM262 183V182H261ZM175 184V183H174ZM217 185H216V189H218V199L219 200H217V199H215V200H217L218 202L217 203H215V207L214 208H218L217 210L219 211V209H223V210H228V209H230V208H233V203H234V201H233V203L231 202V200L233 199V197H232V199H231V196H233L235 193L234 192H231V189L229 190L231 193H222V181H220V179L217 181V183H216ZM235 184V183H234ZM233 184V185H234ZM35 187H34V186ZM91 185H93V184H91ZM156 185V184H155ZM154 185V186H155ZM158 185V184H157ZM156 185V188L157 187H159V186H157ZM215 185V184H214ZM213 185V186H214ZM236 185V184H235ZM234 185V186H235ZM248 185V184H247ZM263 186H259V185H257V186H259V190H257V189H255L254 188V186H253V188L258 192V191H260L261 193H264L263 192V190H264V184H262ZM94 186H96L95 184H94ZM99 186V185H98ZM153 186V185H152ZM231 186H232V184H231ZM255 186H256V184H255ZM60 188L61 189V192H62V195H64V198L62 197V196H60V195H57L56 194V192L54 193L53 192V190H55L56 188ZM97 187V186H96ZM210 187V186H209ZM233 187V186H232ZM236 187V186H235ZM235 187H233V190L235 189ZM46 188V189H47ZM93 188V187H92ZM137 188V187H136ZM144 188V187H143ZM184 188V187H183ZM246 188V187H245ZM9 189V188H8ZM47 189V190H48ZM94 189H95V187H94ZM148 189V188H147ZM237 189V191H236V193L238 192V194L240 195V197L243 195L242 193H241V190L240 189H238V188H236ZM248 189V188H247ZM253 189V190H254ZM263 189V190H262ZM58 190L59 189H57L56 191L58 192ZM152 190V189H151ZM150 190V191H151ZM161 190V191H160ZM215 190V189H214ZM13 191H14V189H13ZM86 191V190H85ZM95 191H96V189L94 190V191H87L88 193H90V192H94L95 193ZM212 191V190H211ZM228 191V190H227ZM240 191V192H239ZM244 191V190H243ZM242 191V192H243ZM36 192V191H35ZM37 192H39V191H37ZM60 192V193H61ZM79 192V191H78ZM155 192V193H156ZM15 193H16V191H15ZM60 193H58V194H60ZM64 193V194H63ZM85 193V192H84ZM87 193V194H88ZM93 193V194H94ZM150 193V192H149ZM155 193H154V195H155ZM232 193H234V194H232ZM243 193H245V191L243 192ZM255 193V192H254ZM11 194H12V192H11ZM33 194H35L36 195V197H35V195H33ZM45 194V193H44ZM47 194V193H46ZM246 194L248 195V193H247V191H246ZM21 195V194H20ZM125 197H124V196ZM202 195V194H201ZM262 195V194H261ZM39 196H41V195H38V197ZM90 196H92L93 197V195H91V193H90ZM122 196L124 197V199L126 198V196H129V202H127V203H129L130 205V207L128 206L127 208L129 209V208H131V213L129 214H127L128 216H130V217H127V218H130V220H129V222L127 223L126 221H128L127 219L125 220V222H123V221H121V219H120V216L118 215V213H117V210H118V208L120 209L121 207H119V206H121V205H119L121 202H124V201H122ZM158 195H155V197H157ZM216 196V197H217ZM235 196H236V194H235ZM246 196V195H245ZM253 196V195H252ZM13 199H12V198ZM43 197H45V198H43ZM244 197V196H243ZM247 197V196H246ZM251 197V196H250ZM121 198V199H120ZM204 199V198H203ZM236 199H237V197H236ZM25 200H29V203H26L25 202ZM201 200V199H200ZM264 200V199H263ZM127 201V200H126ZM147 201H149V200H147ZM146 201V202H147ZM214 201V200H213ZM26 204H25V203ZM235 202H236V200H235ZM237 202H238V200H237ZM245 202V201H244ZM125 203V202H124ZM124 203H123V206H124ZM127 203H126V205H127ZM146 204H148L147 206H146ZM213 204V203H212ZM232 204V205H231ZM142 205L143 206H146V207H143L142 208ZM261 205V204H260ZM259 205V206H260ZM105 206H106V208L109 210H111V216H109L108 215V217L109 218H107L106 216H104L106 213H108V212H106L107 211V209H105ZM211 206V205H210ZM239 206V205H238ZM99 207V208H98ZM198 207V208H197ZM263 207H264V204H263ZM17 208H19V209H21V210H19V212H17L16 211V209ZM102 208H104L106 211L104 212V211H99V210H101ZM145 208V209H144ZM236 208V207H235ZM104 209H102V210H104ZM144 209V210H143ZM194 209L196 210L195 211V213H194V215L195 214H197V216L195 215H192L193 213H191L192 211H194ZM210 209V208H209ZM221 209V210H222ZM237 209V208H236ZM91 210H93V211H91ZM109 210V211H110ZM198 210V211H197ZM36 211H42V214H43V218L41 217L42 215H41V213L40 212H38V213H40V215H39V217H37L36 216V214H35V212ZM128 211V210H127ZM102 212H104V214H103V216L101 215L102 214ZM129 212H130V210H129ZM183 212H181V215H182V213ZM197 212V213H196ZM211 212V211H210ZM216 212V211H215ZM220 212V211H219ZM228 212V211H227ZM175 213V212H174ZM184 213H183V215H184ZM222 213H223V211H222ZM225 213V212H224ZM172 214V213H171ZM180 214V213H179ZM205 214V215H204ZM209 214V213H208ZM226 214V213H225ZM230 214V213H229ZM263 214V213H262ZM107 215V214H106ZM166 215V214H165ZM168 215V214H167ZM186 215V216H187ZM216 215V214H215ZM264 215V214H263ZM34 216H36V219H35V217ZM171 216V215H170ZM203 216H204V218H203ZM219 216V215H218ZM32 217H34L33 218V220H32ZM40 217H41V219H40ZM148 217L150 218V219H148ZM166 217V216H165ZM177 217H179V216H177ZM192 217H193V219H192ZM210 217V216H209ZM264 217V216H263ZM176 218V217H175ZM181 218V217H180ZM183 218V217H182ZM181 218V221H179V218H178V224H180L179 226H181L182 224H181V222H182V219ZM124 219V218H123ZM262 219H264V218H262ZM137 220H139V222L137 221ZM149 220V221H148ZM156 219H154V221H155ZM161 220V219H160ZM166 220V219H165ZM164 220V221H165ZM172 220V219H171ZM183 220V221H184ZM208 220H209V218H208ZM211 220V219H210ZM214 220V219H213ZM177 221V220H176ZM78 222V223H77ZM139 224H138V223ZM180 222V223H179ZM208 222V221H207ZM209 222H211V221H209ZM209 222H208V224H209ZM131 223L133 224V223H136L135 225H137L138 227L137 228H135L134 227V231L132 230V228L130 227V225H131ZM150 223V222H149ZM153 223V222H152ZM162 223V222H161ZM167 223V222H166ZM177 223H175V224H177ZM264 223V222H263ZM207 224V225H208ZM214 224H215V222H214ZM217 224V223H216ZM86 225V226H87ZM134 225V224H133ZM154 225V224H153ZM156 225V224H155ZM163 225V224H162ZM161 225V226H162ZM185 225V224H184ZM187 225V224H186ZM209 225H211V224H209ZM80 226L82 227V225H81V222H80ZM89 226V227H90ZM160 226V224H159V227H161ZM67 227V228H66ZM85 227V226H84ZM88 226L86 227V229L87 228H89ZM175 227V226H174ZM185 227V226H184ZM65 228V229H64ZM80 228V227H79ZM163 228V232H164V228L165 227H162ZM169 228V227H168ZM172 228V227H171ZM217 228H218V226H217ZM90 229H88V230H90ZM150 229V228H149ZM157 229V228H156ZM175 229H177L178 231L180 230V227L178 228H176L175 227ZM85 230V229H84ZM87 230V231H88ZM168 230V229H167ZM171 230V229H170ZM177 230H175V231H177ZM67 231V230H66ZM65 231V232H66ZM73 231V230H72ZM151 231H152V228H151ZM153 231H154V229H153ZM166 231V230H165ZM173 230H171V232H172ZM184 231V230H183ZM186 231V230H185ZM217 231V230H216ZM155 232V231H154ZM158 232H159V229H158ZM171 232H169V234H172V233H174V231L171 233ZM153 233V232H152ZM165 233V232H164ZM167 234H168V231L166 232ZM165 233V234H166ZM215 233H217V232H215ZM51 234V235H50ZM154 234V233H153ZM155 234H156V232H155ZM161 234V233H160ZM168 234V237H164V239L162 240V241H160V242H157L158 241V238L156 239V242H157V244L156 243H154V245L156 244V247H157V249L156 250H160V252L159 253H164L168 248H167V246L170 244V237L172 236V235H169ZM177 234V233H176ZM184 234V233H183ZM66 236V238H65V236ZM68 235H70L69 233H68ZM75 235V234H74ZM77 235V234H76ZM78 235H80V234H78ZM159 235V234H158ZM44 236V237H45ZM49 236H48V238H49ZM148 236V237H147ZM155 236V235H154ZM161 236V235H160ZM162 236H165V235H162ZM167 236V235H166ZM173 236H174V234H173ZM215 236V237H214ZM225 236V235H224ZM159 237V236H158ZM190 237V236H189ZM34 238V239H33ZM47 238V240H46V242L49 240ZM80 239L82 238V237H79ZM95 238V237H94ZM145 238V237H144ZM200 238V239H199ZM218 238V240H220V239H222V238H220L219 236L217 237ZM80 239H79V241L78 242H81L82 240H83V238L81 239V241H80ZM142 239V238H141ZM153 240H154V238H152ZM177 239V238H176ZM175 239V240H176ZM188 239L189 238H187L186 236H185V241L187 242V244L188 243H190L189 241H188ZM225 239V237L221 240V241H223ZM41 239H39V241H40ZM42 240H44L43 239V237H42ZM73 240H74V238H73ZM94 240V239H93ZM143 240V239H142ZM217 239L215 240L216 242H219L220 243V241H218ZM51 241V240H50ZM67 241V242H68ZM72 241V240H71ZM174 241V240H173ZM177 241V240H176ZM193 241H191L192 243H194ZM197 241V240H196ZM25 242L26 243H29V249L28 250H24L23 249V245L25 244ZM38 242V241H37ZM41 242V241H40ZM39 242V243H40ZM64 242V241H63ZM66 242V243H67ZM84 242H87L86 241V239H85V241ZM90 242H91V240H90ZM172 242V241H171ZM175 242V241H174ZM185 242V243H186ZM212 242V243H211ZM225 242V241H224ZM70 243V242H69ZM128 243V244H127ZM144 243V242H143ZM146 243H147V241H146ZM149 243V242H148ZM192 243H190L191 244V246L193 245ZM196 243V242H195ZM45 244H47V243H45ZM76 244H78V243H76ZM80 244V243H79ZM78 244V245H79ZM142 244V245H141ZM224 244V243H223ZM229 244V243H228ZM147 245L148 244H146V247H147ZM152 246H153V243L151 244ZM181 245H183V244H181ZM180 245V246H181ZM216 247H217V244H214ZM219 245V244H218ZM28 246V245H27ZM73 246H75V244L73 245ZM77 246V245H76ZM81 246V245H80ZM189 246V245H188ZM190 246V247H191ZM212 246H213V244H212ZM224 246H225V244H224ZM228 246V245H227ZM25 247H26V245H25ZM44 247H46V246H44ZM89 247V246H88ZM125 247H126V249H125ZM130 247V246H129ZM142 247H141V249H142ZM154 247V246H153ZM214 247V246H213ZM215 247V248H216ZM220 247H222V248H224L223 246H218L217 247V249L218 248H220ZM231 247V249L233 248L232 246H230ZM77 248V247H76ZM79 249H80V247H78ZM77 248V249H78ZM134 248H132V250L134 249ZM167 248V249H166ZM172 247H170L169 248V251H170V249H171ZM185 248V247H184ZM192 248V250H193V246L191 247ZM229 248V247H228ZM228 248H227V250H228ZM42 249V248H41ZM44 249V248H43ZM48 249H49V247H48ZM73 249V248H72ZM75 249V248H74ZM130 249V248H129ZM137 249H139V251L141 250L139 247L137 248ZM152 249H154V248H152ZM151 249V250H152ZM162 249H166L164 252H161L162 251ZM181 249H183V248H181ZM217 249L216 250H214V251H217ZM225 249V248H224ZM40 250V249H39ZM46 250V249H45ZM114 250V251H115ZM155 250V252H156V254H157V251ZM188 250V249H187ZM191 250V251H192ZM221 250V249H220ZM226 249H225V251H227ZM234 250V249H233ZM237 250V249H236ZM47 251V250H46ZM83 251V252H84ZM98 251V252H97ZM117 251V250H116ZM116 251H115V254H116ZM119 251V250H118ZM147 251V250H146ZM145 251V252H146ZM168 251V250H167ZM166 251V252H167ZM173 251V250H172ZM171 251V253H173ZM225 251H223L222 253H223V255H224V253H225ZM39 252V251H38ZM38 252H36L37 253V255H40V254H38ZM74 252V251H73ZM79 252H81V251H79ZM82 252V253H83ZM112 252V251H111ZM121 252V251H120ZM125 252V251H124ZM123 252V253H124ZM126 252H127V250H126ZM134 252V251H133ZM144 252V253H145ZM149 252V251H148ZM148 252H147V255H149L148 254ZM181 252V251H180ZM231 252H233V251H231ZM42 253V252H41ZM57 253V252H56ZM70 253V252H69ZM119 253V252H118ZM122 253V252H121ZM128 253V252H127ZM179 253V252H178ZM222 253H220V254H222ZM229 253H230V251H229ZM48 254H49V252H48ZM55 254V253H54ZM67 254H68V252H67ZM71 254V253H70ZM75 254H77V250H76V252H75ZM84 254V253H83ZM108 254H106L107 256H108ZM125 254V253H124ZM132 254V253H131ZM141 255V258H143V254H142V252L140 253ZM211 254V255H212ZM218 254V253H217ZM233 254V253H232ZM232 254H230V255H232ZM234 254H235V257H233V259H231L232 257L230 256V258L228 259V260H230V263L231 264H241V257H240V255H239V253L237 252V254L239 255L238 257H236V252H234ZM32 255V254H31ZM45 255V254H44ZM43 254H42V256H44ZM69 255V254H68ZM80 255H81V253H80ZM106 255L104 256V257H106ZM112 255L113 254H111L110 256H108L109 258L110 257H112ZM160 255V254H159ZM170 255V254H169ZM168 255V256H169ZM175 255V254H174ZM192 255V254H191ZM223 255H220V256H223ZM225 255H226V253H225ZM225 255L223 256V257H225ZM28 256V257H27ZM41 256V255H40ZM74 256L75 255H70L69 256V258L68 259H65V262H68L69 264H77L76 262H74V260H75V258H74ZM77 256H78V254H77ZM86 256H85V258H86ZM102 256V255H101ZM121 256V255H120ZM123 256V255H122ZM134 256V255H133ZM144 256H146V255H144ZM172 256V255H171ZM201 256H202V258H201ZM217 255H216V252H215V256L214 257H216ZM234 256V255H233ZM39 257V256H38ZM74 258V260H72L73 258ZM79 257V256H78ZM108 257H107V259H108ZM114 257V256H113ZM112 257V259H114L115 257H116V255H115V257L113 258ZM150 257V256H149ZM157 257H158V254H157ZM164 257H165V255H164ZM178 257H180V255L178 256ZM182 257V256H181ZM212 257V256H211ZM211 257H210V259H211ZM213 257V258H214ZM82 258H83V256H82ZM96 258H98V257H96ZM99 258H100V256H99ZM99 258H98V260H99ZM145 258H147V257H145ZM144 258V259H145ZM160 258V257H159ZM166 258V257H165ZM174 258V257H173ZM194 259H195V261H191V262H195V264H197L196 262H198V264H203L204 262H202L203 261V259H202V261H200V260H196V258L195 257H193ZM193 258H190L189 256H187V258L186 259H188V261H189V259H193ZM221 258V257H220ZM56 259V258H55ZM54 259V260H55ZM87 259V258H86ZM86 259H84L83 258V260H86ZM101 259H102V257H101ZM144 259H143V261H144ZM155 259V258H154ZM167 259V258H166ZM165 259V260H166ZM176 259V258H175ZM193 259V260H194ZM209 259V257L208 258H206V262H207V260ZM215 259H217V258H215ZM215 259H213V260H215ZM219 259V258H218ZM225 259H227V258H225ZM46 260V259H45ZM54 260H52V262L54 261ZM76 260H77V258H76ZM75 260V261H76ZM88 260V259H87ZM97 260V261H98ZM103 260V259H102ZM102 260H101V262H102ZM109 260H111V259H109ZM118 260V259H117ZM139 260H140V258H139ZM170 260V259H169ZM220 260V259H219ZM222 260V259H221ZM223 260H224V258H223ZM222 260V261H223ZM232 260V261H231ZM43 261V260H42ZM63 262H64V260H62ZM70 261V262H69ZM78 262L80 261V259H78L77 260ZM81 261H82V259H81ZM92 261V260H91ZM104 261V263L106 262L105 260H103ZM161 261V260H160ZM179 261H181V260H179ZM216 261H218V260H215V262ZM219 262L218 264H223V262ZM45 262V261H44ZM86 262V261H85ZM88 262V261H87ZM90 262V261H89ZM88 262V263H89ZM107 262H108V260H107ZM106 262V263H107ZM155 262V261H154ZM173 262V261H172ZM190 262V261H189ZM201 262V263H200ZM209 262V261H208ZM207 262V263H208ZM211 262V261H210ZM214 262V261H213ZM213 262H211V263H209V264H213ZM225 262V261H224ZM39 263H42V262H39ZM79 263H81V262H79ZM78 263V264H79ZM83 263V262H82ZM92 263V262H91ZM99 262H97V264H98ZM142 263H144V262H142ZM141 263V264H142ZM150 263V262H149ZM179 263V262H178ZM182 263V262H181ZM226 263H227V261H226ZM229 263V262H228ZM38 264V263H37ZM85 264V263H84ZM90 264V263H89ZM93 264V263H92ZM145 264V263H144ZM184 264V263H183ZM189 264V263H188ZM214 264H217V262L216 263H214Z\"/></svg>","mask_w":264,"mask_h":264}]
</instances>
